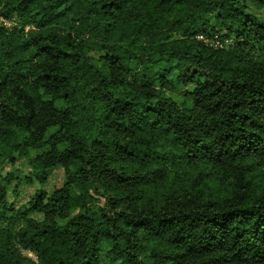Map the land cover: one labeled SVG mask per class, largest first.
I'll return each mask as SVG.
<instances>
[{
    "label": "clouds",
    "instance_id": "9594fccd",
    "mask_svg": "<svg viewBox=\"0 0 264 264\" xmlns=\"http://www.w3.org/2000/svg\"><path fill=\"white\" fill-rule=\"evenodd\" d=\"M0 264H264V0H0Z\"/></svg>",
    "mask_w": 264,
    "mask_h": 264
}]
</instances>
